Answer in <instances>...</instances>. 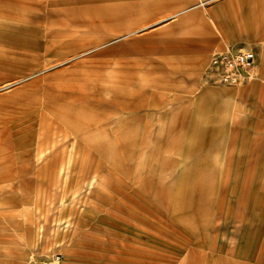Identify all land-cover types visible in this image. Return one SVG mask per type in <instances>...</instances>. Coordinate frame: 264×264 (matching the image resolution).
<instances>
[{"label": "rangeland", "instance_id": "1", "mask_svg": "<svg viewBox=\"0 0 264 264\" xmlns=\"http://www.w3.org/2000/svg\"><path fill=\"white\" fill-rule=\"evenodd\" d=\"M56 252L264 264V0H0V264Z\"/></svg>", "mask_w": 264, "mask_h": 264}, {"label": "built area", "instance_id": "2", "mask_svg": "<svg viewBox=\"0 0 264 264\" xmlns=\"http://www.w3.org/2000/svg\"><path fill=\"white\" fill-rule=\"evenodd\" d=\"M257 53L252 48L229 47L214 52L209 61L213 80L223 85H240L250 78V72L257 64ZM60 253H53L52 258L44 257L34 264H58Z\"/></svg>", "mask_w": 264, "mask_h": 264}, {"label": "crops", "instance_id": "3", "mask_svg": "<svg viewBox=\"0 0 264 264\" xmlns=\"http://www.w3.org/2000/svg\"><path fill=\"white\" fill-rule=\"evenodd\" d=\"M235 44H236V43H235ZM235 44H234V45H235ZM229 46H230V45H228V46H226L224 49H221V50H218V51L225 50V49L229 48ZM231 46H233V45H231ZM253 46H254V45H253ZM233 47H236V46H233ZM241 47L250 48V47H248L246 44H244L243 46L241 45ZM251 48L254 49L253 47H251ZM202 52H203V51H202ZM202 52H199L198 55H199V54H202ZM256 53H257V52H256ZM235 86H236V85H235ZM43 259H44V256H41V257L37 258L35 261H37V260L40 261V260H43Z\"/></svg>", "mask_w": 264, "mask_h": 264}]
</instances>
